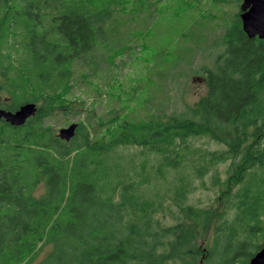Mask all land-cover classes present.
Masks as SVG:
<instances>
[{"label":"trees","instance_id":"trees-1","mask_svg":"<svg viewBox=\"0 0 264 264\" xmlns=\"http://www.w3.org/2000/svg\"><path fill=\"white\" fill-rule=\"evenodd\" d=\"M132 1L0 0V69L14 94L11 107L0 105L40 102L22 126L0 119V264H30L44 245L53 248L41 264H192L201 254L204 264H249L264 246V39L249 38L241 21L227 31L226 51L207 71L208 94L190 114L117 120L122 132L109 141L92 137L85 122L69 141L45 124L66 106L70 65L105 35L114 6ZM199 136L224 148L195 147ZM129 147L139 157L123 153ZM227 161L240 184L235 214L217 225L206 253L197 235L210 211L186 204L193 179L157 195L144 185L191 163L201 177ZM169 197L185 215L173 225L163 224Z\"/></svg>","mask_w":264,"mask_h":264},{"label":"rangeland","instance_id":"rangeland-1","mask_svg":"<svg viewBox=\"0 0 264 264\" xmlns=\"http://www.w3.org/2000/svg\"><path fill=\"white\" fill-rule=\"evenodd\" d=\"M243 1L133 0L124 7L114 6L105 35H97L92 52L70 65V86L63 91L66 106L46 116L45 124L58 136L61 128L85 122L92 137L109 141L121 134L122 129L115 125L120 120L139 124L190 114L189 108H195L208 94L207 71L214 69L218 57L225 53L227 31L235 22H242ZM10 82L0 69V104L9 107L14 101ZM192 143L204 150L224 148L208 136L193 137ZM129 151L139 157L141 149H123V153ZM194 164L171 169L164 187L162 180H156L144 189L157 195L159 190L172 189L181 178L193 179L186 204L210 211L204 233L198 229L197 235L198 245L207 253L217 225L234 217L233 194L240 184L229 170L230 161L201 177L195 176ZM217 175L221 180H216ZM163 210L165 225L185 217L171 197ZM185 220L191 223L190 218ZM52 248L42 246L30 264H41ZM204 257L201 254L189 262L204 264Z\"/></svg>","mask_w":264,"mask_h":264},{"label":"water","instance_id":"water-1","mask_svg":"<svg viewBox=\"0 0 264 264\" xmlns=\"http://www.w3.org/2000/svg\"><path fill=\"white\" fill-rule=\"evenodd\" d=\"M242 29L249 38L264 39V0H244L241 5ZM38 111L36 102H23L16 109H7L0 106V119L12 126H22ZM78 123L59 130V136L65 140L75 137ZM249 264H264V246L254 254Z\"/></svg>","mask_w":264,"mask_h":264}]
</instances>
